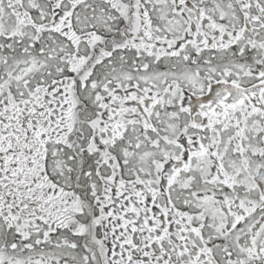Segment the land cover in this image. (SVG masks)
<instances>
[{"label":"snow or ice","instance_id":"1","mask_svg":"<svg viewBox=\"0 0 264 264\" xmlns=\"http://www.w3.org/2000/svg\"><path fill=\"white\" fill-rule=\"evenodd\" d=\"M0 264H264V0H0Z\"/></svg>","mask_w":264,"mask_h":264}]
</instances>
